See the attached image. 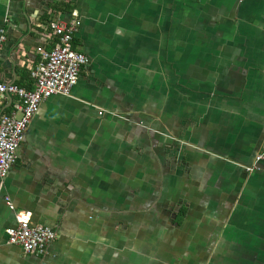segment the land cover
I'll return each mask as SVG.
<instances>
[{
	"label": "crops",
	"instance_id": "1",
	"mask_svg": "<svg viewBox=\"0 0 264 264\" xmlns=\"http://www.w3.org/2000/svg\"><path fill=\"white\" fill-rule=\"evenodd\" d=\"M72 20L88 63L0 178V264H264V0H0V82ZM21 211L44 253L8 244Z\"/></svg>",
	"mask_w": 264,
	"mask_h": 264
},
{
	"label": "built area",
	"instance_id": "2",
	"mask_svg": "<svg viewBox=\"0 0 264 264\" xmlns=\"http://www.w3.org/2000/svg\"><path fill=\"white\" fill-rule=\"evenodd\" d=\"M78 25L77 20L48 24L56 44L50 50L37 49L39 61L30 69L32 89L0 82V96L16 98L15 111L0 117V178L6 177L16 162L17 150L40 103L52 95L69 96L77 83L80 70L88 63V58L72 47ZM4 39L0 35V48ZM262 165L264 166V141L254 156L253 163L243 166V169L251 172ZM5 200L8 207L13 209L11 202ZM15 222L13 227L4 231L7 242L20 247L25 254L44 253L46 246L56 237L52 229L33 224L28 212L16 213Z\"/></svg>",
	"mask_w": 264,
	"mask_h": 264
}]
</instances>
